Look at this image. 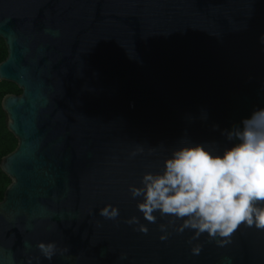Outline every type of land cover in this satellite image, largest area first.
Here are the masks:
<instances>
[{
  "label": "water",
  "instance_id": "obj_1",
  "mask_svg": "<svg viewBox=\"0 0 264 264\" xmlns=\"http://www.w3.org/2000/svg\"><path fill=\"white\" fill-rule=\"evenodd\" d=\"M261 37L264 0H0V81L22 90L2 102L18 147L0 164V264H264V230L161 240L167 220L129 192L181 141L232 146L222 133L264 108Z\"/></svg>",
  "mask_w": 264,
  "mask_h": 264
},
{
  "label": "clouds",
  "instance_id": "obj_2",
  "mask_svg": "<svg viewBox=\"0 0 264 264\" xmlns=\"http://www.w3.org/2000/svg\"><path fill=\"white\" fill-rule=\"evenodd\" d=\"M241 125L222 133L233 142L222 154L210 144L181 141V146L163 161L160 172H146L140 187L129 186L131 197L141 198L137 209L144 220L155 224L156 213L167 220L159 224V231L165 233L161 240H166L168 229L173 228L177 234L193 231L189 244L207 234L210 241L224 246L242 225L264 230V108L254 110ZM142 152L143 148L137 147L131 156ZM99 215L116 220L120 212L107 205ZM125 222L148 233V227L136 216ZM37 248L48 260L58 252L55 242H41ZM201 251L199 244L191 249L193 255ZM120 259L127 256L121 255Z\"/></svg>",
  "mask_w": 264,
  "mask_h": 264
},
{
  "label": "trees",
  "instance_id": "obj_3",
  "mask_svg": "<svg viewBox=\"0 0 264 264\" xmlns=\"http://www.w3.org/2000/svg\"><path fill=\"white\" fill-rule=\"evenodd\" d=\"M8 57V49L5 41L0 38V63ZM8 94H22V90L14 83L0 81V164L4 157L12 153L18 147V140L8 129L7 115L2 107L3 99ZM10 178L2 171L0 167V202L3 201L5 192L10 186Z\"/></svg>",
  "mask_w": 264,
  "mask_h": 264
}]
</instances>
